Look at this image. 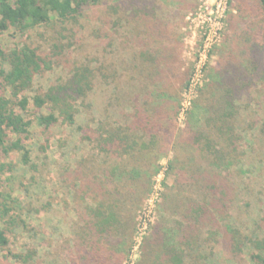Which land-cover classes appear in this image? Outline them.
<instances>
[{
  "label": "rangeland",
  "instance_id": "1",
  "mask_svg": "<svg viewBox=\"0 0 264 264\" xmlns=\"http://www.w3.org/2000/svg\"><path fill=\"white\" fill-rule=\"evenodd\" d=\"M143 1L149 3L152 11L147 17L149 23H144L139 38L125 45V51H135L140 62L153 64L154 61L161 73L166 71L165 64L174 62L168 73L158 78H146L150 70L146 73L143 69L144 74L140 75L142 71L132 66L131 56H122L120 67L110 69L109 65L116 62L113 59L116 56L111 52L110 36L117 30H110L113 18L105 16L103 9L115 7L119 0H102L98 6L86 7L78 11L74 21L62 23L54 20L30 34L19 35L9 30L0 36V46L5 50L26 43L44 60L47 66L41 68L33 87V91H40V94L49 85L69 79L71 71L82 73L86 67L90 71L105 70L102 72L104 76L112 77L97 83L92 92L78 101L72 127H64L61 120L46 131L33 125V139L23 142L31 149L29 173L14 171L18 167L17 153H0V165L4 166L1 187L9 189L22 183V193L16 191L14 197L17 199L15 215L27 225L25 233L18 229L10 231V247L0 250V264H18L11 256L28 249L37 252L34 264H77L78 255L69 244L77 223L76 207L70 191L61 183L60 175L63 170H70L79 157L91 154L99 137L94 124L104 119L99 113L109 97L115 95L121 97V101L113 103L107 111L110 116L107 123L113 121L114 113L116 117L117 113H125L133 106L134 100L131 99L135 97L139 98L138 102L145 100L147 103L154 89L167 96L174 93L181 109L176 126L183 128L184 112L190 113L200 96L204 108L207 102L215 107L219 95L206 88L210 78H220L225 83L233 79L245 89L248 86L240 93L237 111L241 116L236 119L235 128L243 131L241 137H247L250 146L241 158V172L228 170L219 177L229 180L230 197L225 213L217 207L220 219L216 222L219 225H223L222 220L232 223L241 232L249 225L245 230L248 237L264 239V132L259 127L264 123V81L260 83L264 68V12L258 8L256 0ZM154 20L164 31L152 33L155 30L150 28H153ZM118 37V42H122L123 31ZM57 44L62 46V54L55 56L53 54L60 51L55 47ZM121 53L124 54L123 50ZM152 81L162 84L150 85ZM256 91L261 95L259 102L253 98ZM13 111L22 113L18 108ZM48 114V109L39 111L31 106L23 113L26 121ZM16 141L12 134H8V144ZM194 150L188 140L183 144L175 142L170 148H164L163 143L158 147L150 160L153 164L146 174V188L131 191L128 195L126 216L130 221L123 239L128 241L129 248L122 254L119 264H171L162 248L164 242L157 239L163 233L162 223L166 222L168 229L180 225L187 228L188 222L184 218L189 211L188 202L201 206L203 194H208L201 190L205 182L200 178L198 182L192 181L203 168L201 155ZM174 159L184 170L181 172L179 167L167 174L166 164ZM180 173L193 186L183 183L178 176ZM207 199L209 203L210 198ZM239 218L237 224L234 219L238 221ZM185 230L174 229L180 236ZM191 238L190 247L181 248L180 241L175 238L172 242L182 264H250L245 255L226 257L222 249L229 238L223 243L213 237L206 226H195Z\"/></svg>",
  "mask_w": 264,
  "mask_h": 264
},
{
  "label": "trees",
  "instance_id": "2",
  "mask_svg": "<svg viewBox=\"0 0 264 264\" xmlns=\"http://www.w3.org/2000/svg\"><path fill=\"white\" fill-rule=\"evenodd\" d=\"M101 1L13 0L10 3L8 0H0V36L9 30L19 35L30 34L54 20L62 23L74 21L78 11L89 6H98ZM256 1L258 8L264 12V0ZM148 5L149 3L143 0H119L115 7H104V15L113 18L110 30H117L116 34L110 36L113 44L111 52L116 56L113 58L115 64L109 65L110 69L120 67L122 56H131L132 66L138 67L137 69L141 71L144 69L146 73L150 70L146 78L149 76L152 79L167 74L174 65V62L165 64L163 67L166 71L161 73L157 71L156 68L159 66L154 61L153 64L140 62L135 51H125V45L132 39L139 38V31L144 28V23H149L147 17L152 11ZM153 23L155 24L150 29L155 31L152 33L164 31L156 20ZM122 31L125 37L122 42H118V34L120 35ZM55 47L60 51L53 55H61L62 46L57 44ZM122 50L123 55L120 54ZM36 52L26 43L8 50L0 46V153L18 154V167L14 169L16 172L17 170L30 172L31 149L23 145V142L33 139L31 129L33 125L46 131L57 126V122L61 120L64 127H72L77 115L78 101L92 92L97 83L112 78L110 75L104 76L102 72L105 70L90 71L86 67L82 73L71 71L69 79L49 85L40 94V91H33V87L41 68L47 65ZM143 74L142 71L140 75ZM261 75L262 84L264 68ZM233 81L231 79L225 83L220 78H210L206 88L219 95L215 107L211 102H207L204 108V101L201 96L198 97L191 112H184L186 120L183 128L176 126L181 109L174 93L167 96L165 92L154 89L150 92L152 97L151 100H146L147 103L145 100L138 102L139 98L135 97L131 99L134 100L133 106L127 108L125 113L122 111L117 113L116 117L114 113L111 123H107L110 120L108 110L113 107V103H119L121 97L113 95V98H104L107 99V103L99 113L104 119L94 124L97 126L95 132L99 137L91 148V154L79 157L70 170H63L60 175V181L70 191L71 201L76 207L77 223L75 231L71 233L69 244L74 254L78 255L77 264L120 263L122 254L124 251L128 252L129 248L128 241L123 239L130 221L126 216V202L130 200L128 195L131 191H143L146 188V174L153 164L150 160L162 143L164 148H170L175 142L183 144L186 140L194 147V151L201 155L203 167L200 175L193 177L192 181L198 182L200 178L205 182L201 190L207 191L209 196L203 194L201 206L188 202L189 211L184 218L188 222L187 228H184V225L174 228L186 229L181 236L177 235L174 229H168L166 222L162 223L163 233H160L157 239L164 242L162 248L169 257L168 261L171 264H182L178 251L172 247L174 238L180 241L181 248L190 247L193 243L191 235L194 227L206 226L212 236L223 243L227 237L229 238L227 245L224 243L222 249L226 257L245 255L250 264H264V239L248 237L245 230L249 225L241 232L232 223L220 220L223 225H219L216 222L220 219L218 208L219 210L222 208V212L225 213L229 207L230 197L229 180L219 177L228 170L241 172L243 168L241 158L245 156L247 147L250 146L247 137H241L243 131L235 128L236 119L241 116L237 111L240 93L248 86L245 89L244 85ZM157 83L162 84L152 81L150 85ZM187 88L188 85L185 89ZM256 92V97L253 98L259 102L261 95ZM28 94H31V97H28ZM29 106L39 111L48 109L49 114L26 121L23 113ZM14 108H18L22 113H15ZM259 127L264 132V123ZM8 134H12L17 141L8 144ZM243 140L245 142L241 143ZM179 167L183 172L184 167L174 159L167 162L165 170L169 174L171 170H177ZM3 169L4 166L0 165V176L4 174ZM178 176L182 178L183 183L187 182V185L193 186L182 177L184 174L180 173ZM32 180L30 177V181ZM1 184L0 178V250H4L10 247L8 238L10 231L18 229L25 233L27 225L15 215L17 199L14 197L17 195L16 191L22 193V183L9 189H2ZM24 191L26 192L25 188ZM234 221L239 224L240 218ZM159 240L156 242H160ZM36 256L37 252L28 249L13 254L11 258L18 264H34Z\"/></svg>",
  "mask_w": 264,
  "mask_h": 264
}]
</instances>
